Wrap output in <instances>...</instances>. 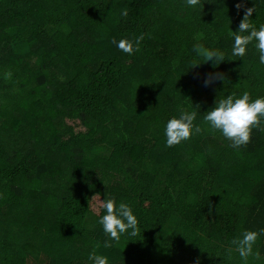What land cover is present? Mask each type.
<instances>
[{
  "label": "trees",
  "instance_id": "1",
  "mask_svg": "<svg viewBox=\"0 0 264 264\" xmlns=\"http://www.w3.org/2000/svg\"><path fill=\"white\" fill-rule=\"evenodd\" d=\"M249 8L259 28L264 0H0V264H228L233 238L264 229V119L238 149L203 121L264 97L255 41L232 55ZM182 110L203 130L165 147ZM104 198L138 221L110 247ZM256 250L264 264V235Z\"/></svg>",
  "mask_w": 264,
  "mask_h": 264
},
{
  "label": "clouds",
  "instance_id": "2",
  "mask_svg": "<svg viewBox=\"0 0 264 264\" xmlns=\"http://www.w3.org/2000/svg\"><path fill=\"white\" fill-rule=\"evenodd\" d=\"M186 5L195 7L199 0H185ZM253 12L252 8L247 13L239 25L240 33L247 35H234L232 45V55L243 57L246 52V46L255 41V48L259 53V63L264 65V24L259 28L250 26L244 22ZM142 37L138 38L137 43ZM116 47L124 53L131 54L133 51L130 42L120 40ZM197 51L200 48L197 46ZM207 61L213 60L215 64L224 61V53L219 50H207L203 52ZM12 73L5 72L3 78L10 79ZM208 83L207 79L205 81ZM197 118L194 111H181L178 118L167 120L163 128L165 137V147H172L187 141L193 134L202 132L199 124L193 122ZM264 119V97L250 99L247 92L238 97L228 95L215 101V106L205 112L203 121L211 131L219 132L226 140L230 142L232 148H240L246 145L250 140L252 128L260 125ZM101 207L104 214L99 217L98 223L102 226L103 232L108 237L105 241V247H110L112 243H118L123 235H135L138 225L136 216L131 207L126 203L116 204L113 198H104L101 201ZM264 235V229L244 230L237 237L230 241V246L226 249L225 259L231 264L232 252L235 251L240 257L241 264H250L249 257L253 261L261 260L258 250L254 251V245L260 236ZM91 264H108L107 257L95 252L88 257Z\"/></svg>",
  "mask_w": 264,
  "mask_h": 264
},
{
  "label": "rangeland",
  "instance_id": "3",
  "mask_svg": "<svg viewBox=\"0 0 264 264\" xmlns=\"http://www.w3.org/2000/svg\"><path fill=\"white\" fill-rule=\"evenodd\" d=\"M116 106H117V108H119L120 110H121V114H122V116L121 117H123L124 115H126L127 114V110H126V106H127V104H126V102L125 101H122V102H118V103H116ZM118 115V114H117ZM119 117H120V115H119ZM131 121H134L133 119H131V117L127 120V124L129 125V124H131Z\"/></svg>",
  "mask_w": 264,
  "mask_h": 264
}]
</instances>
